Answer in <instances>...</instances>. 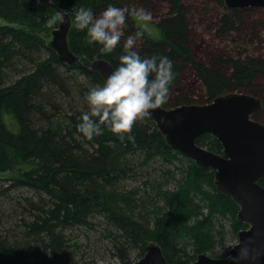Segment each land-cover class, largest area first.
Wrapping results in <instances>:
<instances>
[{
  "label": "trees",
  "instance_id": "16d2710c",
  "mask_svg": "<svg viewBox=\"0 0 264 264\" xmlns=\"http://www.w3.org/2000/svg\"><path fill=\"white\" fill-rule=\"evenodd\" d=\"M53 1L70 13V46L86 64L105 58L116 67L123 41L139 30L135 47L142 56L167 55L174 64L176 78L162 105L208 104L224 93H250L263 100L253 118L264 123V54L215 49L198 58L190 24L196 5L213 1L223 8L219 35L248 26L259 38L264 12L257 20L249 14L264 8H229L225 0ZM138 2L164 3L168 11L156 24L129 15L112 53H101L87 30L75 27L74 10L81 6L99 16L109 4L131 10ZM0 16L9 22L0 24V182L12 175L11 184H0V264H98L101 253L129 264L131 255H145L151 241L160 244L169 264H192L200 253L217 256L227 220L237 233L248 226L238 220L235 200L216 188L214 170L170 146L148 115L123 134L101 125V134L88 140L78 131V117L88 110L85 92L105 81L97 71L61 61L48 46L46 34L59 17L55 8L38 0H0ZM188 73L196 85L184 82ZM198 143L223 150L211 133Z\"/></svg>",
  "mask_w": 264,
  "mask_h": 264
},
{
  "label": "water",
  "instance_id": "95a60500",
  "mask_svg": "<svg viewBox=\"0 0 264 264\" xmlns=\"http://www.w3.org/2000/svg\"><path fill=\"white\" fill-rule=\"evenodd\" d=\"M38 1L55 8L60 17L58 26L46 34L48 46L61 61L97 71L105 81L114 69L112 62L96 58L85 64L69 44L71 15L53 0ZM226 3L230 7H264V0H226ZM262 108L263 101L256 95L228 92L208 104L160 105L148 115L170 146L192 158L198 167L214 170L216 188L239 204L238 219L249 226L238 232L239 241L228 257L200 253L193 264H233L230 258L237 255L242 244L250 253L252 264H264V186L260 183L264 178V123L253 118ZM207 132L221 142V153L198 143V138ZM167 261L160 244L151 241L145 255L131 264H168Z\"/></svg>",
  "mask_w": 264,
  "mask_h": 264
},
{
  "label": "clouds",
  "instance_id": "9594fccd",
  "mask_svg": "<svg viewBox=\"0 0 264 264\" xmlns=\"http://www.w3.org/2000/svg\"><path fill=\"white\" fill-rule=\"evenodd\" d=\"M75 27L87 30L89 43H97L101 53H112L121 43L129 15L139 21H151L152 15L143 8L129 9L109 4L99 16L89 7L75 10ZM52 17L50 23L55 22ZM63 19V15L61 16ZM141 28L145 25L141 24ZM142 31L128 35L123 41L119 63L106 77L102 86L90 87L84 94L88 110L83 112L77 129L88 140L102 132L104 125L113 133L131 132L134 123L169 99L170 86L176 78L174 64L167 55L142 56L136 50ZM233 264H252L250 253L242 244Z\"/></svg>",
  "mask_w": 264,
  "mask_h": 264
},
{
  "label": "rangeland",
  "instance_id": "374dc122",
  "mask_svg": "<svg viewBox=\"0 0 264 264\" xmlns=\"http://www.w3.org/2000/svg\"><path fill=\"white\" fill-rule=\"evenodd\" d=\"M194 2V0H191ZM189 2V1H188ZM135 4V3H134ZM205 4V5H204ZM191 5V3H190ZM196 5V4H195ZM197 7L198 9L192 10L191 15V28L192 33L195 40V46H197V55L198 58L205 59L206 54L210 50L215 49H226L231 52L232 55L243 56L246 55H263L264 54V29H258L257 38L253 37L252 29L248 26L244 28L242 31L233 30L229 33H223L219 35L217 33V20L219 18V12L222 11V7H219L215 4V2H199ZM205 6H208V9H204ZM135 8H143L146 11L150 12L152 15V20L149 21L153 24L158 23L162 14H165L168 11V7L164 3L154 2L153 4H147L145 2H138L134 5ZM261 12L264 10H255V12L250 13L251 20H257L261 17ZM58 17V21H59ZM58 21L56 26L53 24L50 28H56L58 26ZM0 24H9V22L0 16ZM150 28V25L148 26ZM155 34H159L155 32ZM184 82L187 84L196 85V78L191 73H188L184 76ZM179 91V90H177ZM176 91V92H177ZM193 104H200L198 102ZM10 174L2 175V181L0 184H11V180L9 178ZM226 228L228 230V234L226 235V239L222 244H218L215 247L214 253L217 255L216 257H222L226 255V253L230 252L232 247L239 241L238 233L233 231V227L230 220L226 222ZM211 255V251L205 252ZM98 264H121L122 261L116 256L107 253H101L98 257H96ZM128 260V259H127ZM129 260L136 261L134 255L129 257Z\"/></svg>",
  "mask_w": 264,
  "mask_h": 264
},
{
  "label": "bare ground",
  "instance_id": "6f19581e",
  "mask_svg": "<svg viewBox=\"0 0 264 264\" xmlns=\"http://www.w3.org/2000/svg\"><path fill=\"white\" fill-rule=\"evenodd\" d=\"M225 2H226V0H225ZM226 5L228 6V4L226 3ZM60 7V6H59ZM229 8H246V7H239V6H236V7H230V6H228ZM250 7H261V6H250ZM62 8V7H61ZM262 8H264V7H262ZM64 9V8H63ZM66 10V9H65ZM67 11V10H66ZM68 12V11H67ZM69 13V12H68ZM70 14V13H69ZM73 27V26H72ZM72 29V28H71ZM71 31V30H70ZM69 35H70V33H69ZM69 44H70V42H69ZM71 47V46H70ZM72 50V49H71ZM73 51V50H72ZM76 54V53H75ZM77 55V54H76ZM77 56H79V55H77ZM80 58H81V56H79ZM82 60V59H81ZM83 61V60H82ZM85 63V62H84ZM69 64V63H68ZM86 64V63H85ZM72 65H78V64H72ZM262 100V99H261ZM263 101V100H262ZM212 103V102H211ZM263 109V108H262ZM259 112V111H258ZM257 113V112H256ZM152 119V118H151ZM207 133H209V132H207ZM209 149V148H208ZM180 151V150H179ZM212 151V150H211ZM187 156V155H186ZM190 158V157H189ZM192 159V158H191ZM225 194V193H224ZM227 195V194H226ZM230 196V195H229ZM232 197V196H231ZM238 204V203H237ZM239 205V204H238ZM240 210V209H239ZM239 213V212H238ZM238 217V216H237ZM239 220V219H238ZM241 222V221H240ZM246 229V228H245ZM243 230V229H242ZM241 231V230H240ZM158 243V242H157ZM210 255V254H209ZM210 256H212V255H210ZM229 256V255H228ZM228 256H226V257H228ZM213 257V256H212ZM142 258V257H141ZM140 259V258H139ZM138 259V260H139ZM137 261V260H136ZM136 261H134V262H136ZM134 262H132V263H134ZM168 262V261H167ZM129 264H131V263H129ZM168 264H169V262H168ZM193 264V263H192Z\"/></svg>",
  "mask_w": 264,
  "mask_h": 264
},
{
  "label": "flooded vegetation",
  "instance_id": "af4514ba",
  "mask_svg": "<svg viewBox=\"0 0 264 264\" xmlns=\"http://www.w3.org/2000/svg\"><path fill=\"white\" fill-rule=\"evenodd\" d=\"M247 224V223H246ZM248 225V224H247ZM249 226H247L246 228H248Z\"/></svg>",
  "mask_w": 264,
  "mask_h": 264
}]
</instances>
